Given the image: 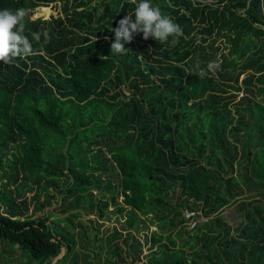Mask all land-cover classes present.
<instances>
[{
	"label": "trees",
	"instance_id": "1",
	"mask_svg": "<svg viewBox=\"0 0 264 264\" xmlns=\"http://www.w3.org/2000/svg\"><path fill=\"white\" fill-rule=\"evenodd\" d=\"M152 3L177 43L138 33L117 56L134 0H0L48 32L0 61V238L18 264H264V0Z\"/></svg>",
	"mask_w": 264,
	"mask_h": 264
},
{
	"label": "clouds",
	"instance_id": "2",
	"mask_svg": "<svg viewBox=\"0 0 264 264\" xmlns=\"http://www.w3.org/2000/svg\"><path fill=\"white\" fill-rule=\"evenodd\" d=\"M135 7L132 14H128L119 21L117 27L112 28L114 42L110 45L111 53L117 56L127 53L125 44L130 43L133 38L142 33L143 38H154L163 44L172 37L171 43H177L178 37L182 34V28L174 20L162 13L152 0H134ZM29 14L25 8L16 10L0 9V61L7 63L10 58L29 55L33 50V42L39 41L43 35L45 41L48 39V32H36L25 35L24 18ZM134 15V19L132 16ZM198 69V66H196ZM209 70L219 68L217 61H210L207 64ZM202 76L203 71H196Z\"/></svg>",
	"mask_w": 264,
	"mask_h": 264
},
{
	"label": "rangeland",
	"instance_id": "3",
	"mask_svg": "<svg viewBox=\"0 0 264 264\" xmlns=\"http://www.w3.org/2000/svg\"><path fill=\"white\" fill-rule=\"evenodd\" d=\"M50 6L52 7V13H50V14H48V15H45V14H42V13H40V11H38V8H36V10H35V12H34V14H33V18H37V17H45V16H48V17H45V18H49L50 17V15L51 14H54V15H56V16H58L59 15V13H61V9H60V3L59 2H57V3H51L50 4ZM224 43V41H221L220 39H218V43L217 44H215V45H217L218 47H219V49L220 50H228V49H226V48H224V45L225 44H223ZM218 47H216L215 46V48H218ZM244 77V74L243 75H241V77H240V80L242 79ZM102 147H104V146H102ZM105 150L103 151L105 154L106 153H108V151H106V147L104 148ZM12 188H14V185L12 186ZM31 194H32V192H31ZM30 194V195H31ZM58 204V203H57ZM55 205L56 204H52V205H50V206H48L47 207V210H49V211H52L54 214H56V215H58V214H64V212L61 210V208L59 207V206H57V207H55ZM31 211V210H30ZM29 211V212H30ZM185 213H187V214H189V212H186L185 211ZM225 216H226V218L229 220V222L232 224H234V219H235V217H236V213H235V205H233V206H229V207H227L226 209H225ZM85 217H88L87 215H85ZM89 217H94L93 215H89ZM206 219V217H202V216H200V217H198L197 218V220H205ZM116 219L113 217L112 218V220H106L105 221V226H104V228H108V227H110V226H112V225H114V224H116ZM190 222H192L191 221V219H190ZM189 222V223H190ZM156 227L155 226H152L151 228H150V230H149V232L152 230V229H155ZM145 232L143 233V234H140V237H141V239L142 240H144V238H145ZM10 246H12L11 244H9L7 241H2L1 240V238H0V253L3 251V254H0V264L1 263H3V260H2V255L3 256H5L6 258H12V260H11V262L13 263V264H18V261H16V260H13V259H16L17 258V256L19 255V249L18 248H15V249H13V248H11ZM148 246H149V243H147V244H145V246H144V253H146L147 251H148ZM136 264H143V261H140V262H137Z\"/></svg>",
	"mask_w": 264,
	"mask_h": 264
},
{
	"label": "water",
	"instance_id": "4",
	"mask_svg": "<svg viewBox=\"0 0 264 264\" xmlns=\"http://www.w3.org/2000/svg\"><path fill=\"white\" fill-rule=\"evenodd\" d=\"M65 253V248L62 249L61 253L54 259L53 263H55L60 257H62Z\"/></svg>",
	"mask_w": 264,
	"mask_h": 264
},
{
	"label": "bare ground",
	"instance_id": "5",
	"mask_svg": "<svg viewBox=\"0 0 264 264\" xmlns=\"http://www.w3.org/2000/svg\"><path fill=\"white\" fill-rule=\"evenodd\" d=\"M38 11H40V13L46 15V13H45L42 9L38 8ZM188 212H189V211H188ZM190 214H193V212H189V214L186 213V215H188V216H189ZM191 219H192V218H191ZM65 252H66V250H65Z\"/></svg>",
	"mask_w": 264,
	"mask_h": 264
},
{
	"label": "built area",
	"instance_id": "6",
	"mask_svg": "<svg viewBox=\"0 0 264 264\" xmlns=\"http://www.w3.org/2000/svg\"><path fill=\"white\" fill-rule=\"evenodd\" d=\"M193 225H194V223H193Z\"/></svg>",
	"mask_w": 264,
	"mask_h": 264
}]
</instances>
